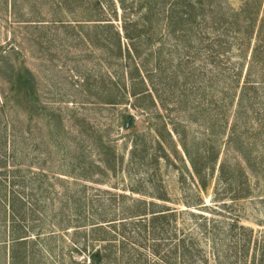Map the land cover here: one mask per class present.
<instances>
[{
	"label": "rangeland",
	"instance_id": "1",
	"mask_svg": "<svg viewBox=\"0 0 264 264\" xmlns=\"http://www.w3.org/2000/svg\"><path fill=\"white\" fill-rule=\"evenodd\" d=\"M199 1L0 0V91L18 66L38 96L0 109V264H264V0L244 42Z\"/></svg>",
	"mask_w": 264,
	"mask_h": 264
},
{
	"label": "trees",
	"instance_id": "2",
	"mask_svg": "<svg viewBox=\"0 0 264 264\" xmlns=\"http://www.w3.org/2000/svg\"><path fill=\"white\" fill-rule=\"evenodd\" d=\"M119 3H123L124 0H118ZM174 2L172 3L173 6H171L170 11H174V9H177L178 7L181 6V2L184 3V8L187 7V5L190 6V8L193 9V7H197V8H201V2L198 0L197 2L195 0H173ZM241 3L238 7H232L229 5L224 6L221 0H212V2H209V6H211L214 11H215V15H218V13L216 14V11L222 12V16H227V22L230 25V28L228 31L232 32L234 34V40H239L240 42H244L245 40L247 41H251V37L252 36H256L258 39V32L262 31V27H260V25L257 26V28L255 29V26L257 24V11L252 12L251 11V6H250V0H240ZM186 2L188 4H186ZM183 7V6H182ZM182 9V8H179ZM147 14H148V10L146 9L145 12L142 13V19L143 21L141 22L142 25H146L147 23ZM169 17H177L178 18V22L180 24H184L188 27V30H185L182 28V25L179 26V29L174 28L172 30V32L175 31H181V34L187 35V32L190 31V34H192V21L190 20L189 22V16L187 14V12H174V16H172V14L169 13V15L167 16V18ZM187 17V18H185ZM195 18L194 15H191V19ZM97 21V20H95ZM101 21V20H100ZM123 31H124V36L125 39H128L132 42V40H136L139 39L140 36H132L131 34H129L127 26L124 25L123 27ZM258 42V41H257ZM259 43V42H258ZM258 43H254V46L252 48V58H251V62H250V67L252 69H254V66H261L263 64V60L261 58L257 57V53L259 50V45ZM133 49L134 46H133ZM6 63V61L4 62V64ZM7 65V64H5ZM13 68L9 67V71L8 72V77L4 82V85H6L7 90L6 92L2 93L0 91V99L2 100V103L0 105V109L4 110V108L6 107V105L10 104V102H12L13 100L18 103L19 107H21L23 110H25V112L28 114L29 117H33L35 114H37L38 111V96H37V92H36V84L33 81V77L28 73V71H25L23 68H20L18 66H12ZM2 68V67H1ZM135 71L136 73H139L141 68L140 65H136L135 66ZM4 81V79L2 80ZM253 83V82H251ZM252 85H255L254 83ZM248 86V82L244 85L243 90L246 89ZM258 87H253V90L255 89H260V88H264V80H260L257 83ZM252 88V87H250ZM12 94V98H10V95ZM138 93H133V95H137ZM244 94V93H242ZM243 98V95L241 97V99ZM240 106L238 107L237 110V114L240 111V108L242 107V102H240ZM252 104V103H251ZM255 113L257 114V112L255 111ZM190 157V156H189ZM244 159L247 163H249V158L248 156L244 155ZM191 161V164H193V161ZM200 174V171L197 170V175ZM145 205L143 207V209L141 211H139L137 214H135L134 216L136 217H140L142 219V222L138 221L137 223L141 224L143 226V228H145V232L148 231L150 233L152 232L151 228L157 227V226H161L162 224H164V221H160L162 219H166L164 215H166L165 213H160V211H155V210H149V212H147L145 210ZM192 216H195V214L192 212ZM123 223V222H122ZM231 227H234L235 229L231 230L230 232L234 231V233H236V228L239 227V230H241L244 234L252 233V229H247L243 226H237V222L234 220V218L231 219L230 221ZM237 226V227H236ZM246 232V233H245ZM115 235L113 236L114 238L116 236H120L122 239L123 238V234L124 231L123 229H121V232L118 231V233H114ZM26 236H21L18 235L17 237H15V244H25L24 241H26V239H23ZM127 240V239H126ZM23 241V242H22ZM148 241V240H147ZM186 240L182 239L180 241V246L175 245L174 248L178 249L180 247H185L186 244ZM213 245H215V243L213 242ZM196 246L197 248V244H195V242L193 241V239L191 240V242H189L188 244H186V249L181 251V256L184 257L187 254L191 255L192 251L194 250V247ZM154 248V247H153ZM156 248V246H155ZM108 256V255H107ZM106 256V257H107ZM175 256H177V254L175 253ZM91 259V264H101L102 260L104 259V254L103 253H99L98 256H95V254H92L90 256ZM171 264H176L175 262H170Z\"/></svg>",
	"mask_w": 264,
	"mask_h": 264
},
{
	"label": "water",
	"instance_id": "3",
	"mask_svg": "<svg viewBox=\"0 0 264 264\" xmlns=\"http://www.w3.org/2000/svg\"><path fill=\"white\" fill-rule=\"evenodd\" d=\"M129 120V119H128Z\"/></svg>",
	"mask_w": 264,
	"mask_h": 264
}]
</instances>
